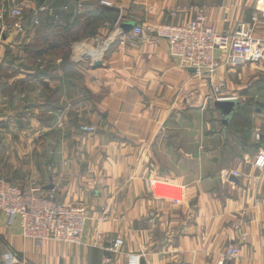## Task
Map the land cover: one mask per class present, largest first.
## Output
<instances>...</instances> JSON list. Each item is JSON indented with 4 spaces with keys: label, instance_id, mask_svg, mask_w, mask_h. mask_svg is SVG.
Wrapping results in <instances>:
<instances>
[{
    "label": "crops",
    "instance_id": "0c3cea01",
    "mask_svg": "<svg viewBox=\"0 0 264 264\" xmlns=\"http://www.w3.org/2000/svg\"><path fill=\"white\" fill-rule=\"evenodd\" d=\"M18 2L27 13L22 39H0L1 176L86 207L89 221L81 245L37 248L23 237L19 218L9 224L0 211V264H128L130 254L141 264H264V170L255 166L264 155V103L236 115L250 93L264 102V64L247 61L197 78L170 55L167 41L131 38L136 27L186 24L198 10L219 34L245 25L264 42V0ZM44 5L49 10L40 14ZM90 11L108 19L85 23ZM30 14L68 28L52 39H71L70 67L61 56L44 57L48 69L25 65L26 46L42 42ZM77 19L80 36L72 32ZM90 50L99 61L85 55ZM221 81L226 87L217 95ZM16 97L27 102L18 116ZM220 99L237 102L231 117ZM13 125L22 134L13 131L12 141L34 129L35 147L8 151L1 135ZM116 239L122 251L110 253ZM231 246L240 256L225 261Z\"/></svg>",
    "mask_w": 264,
    "mask_h": 264
},
{
    "label": "built area",
    "instance_id": "2783aa9c",
    "mask_svg": "<svg viewBox=\"0 0 264 264\" xmlns=\"http://www.w3.org/2000/svg\"><path fill=\"white\" fill-rule=\"evenodd\" d=\"M48 10L49 7L44 5L38 12L42 14ZM195 12V16L186 24L136 27L131 38L145 37L156 43L167 41L170 55L179 62L181 68L193 71L197 78L214 77L222 68H235L247 61L264 64V42L258 40L251 29L240 25L232 35L219 34L208 23L204 12ZM26 16V9L18 0H0L1 36L23 34V19ZM34 22L39 24L38 19ZM95 54L100 57L97 50ZM91 59L97 60L94 57ZM225 87L223 81L219 82L215 87L217 95H222ZM93 129L84 128L85 131ZM257 137L260 139V133ZM255 166L264 170L263 154L259 155ZM232 174L239 176L238 172ZM0 211L8 217L9 224L19 218L23 237L33 241L37 248L50 242L81 245L89 220L86 207L66 205L53 194L44 195L39 189L26 191L5 178H0ZM123 246L124 241L116 239L108 251L119 253ZM239 256L240 249L231 246L222 253L221 258L227 261ZM104 264H112V259L105 258ZM128 264H141L140 256L128 255Z\"/></svg>",
    "mask_w": 264,
    "mask_h": 264
},
{
    "label": "trees",
    "instance_id": "16d2710c",
    "mask_svg": "<svg viewBox=\"0 0 264 264\" xmlns=\"http://www.w3.org/2000/svg\"><path fill=\"white\" fill-rule=\"evenodd\" d=\"M104 13L100 12H94V11H90L88 13H86L85 15V23H87L86 21H90L91 19H95L96 17H100L101 15L105 14L104 19L107 20L108 17H106L107 13L105 11H103ZM29 17L31 18V25L34 26L35 28V32H36V38L35 39H40V41H42L40 44H31L29 43L25 50H26V54L28 57V60L32 59V62H34V64H37L39 66L41 65H45L46 64V68L50 66V63L48 61H46L44 59V57L46 56H52L53 53L57 52V51H63L69 44H70V40L71 39H52V37H63L64 35L62 34V32L64 30H66L65 28H67L64 25H61L60 23H48V21H43L41 24H35L34 20L32 17V14L29 15ZM78 21L73 25V30L72 32H74V35H79L81 33V24L83 22H81L79 19H77ZM39 21V19H38ZM40 22V21H39ZM39 28L40 25H43ZM84 23V24H85ZM39 28V29H38ZM68 29V28H67ZM92 31L94 33V29H89L88 31ZM70 32V31H69ZM49 40H54L49 42ZM65 40V41H64ZM75 40V39H73ZM63 62H62V67H70L71 63L69 62V54H64L63 56ZM48 69V68H47ZM45 71V70H44ZM253 104L249 103L248 104H244L243 107H241L240 110H238V113L236 115L239 116H245V115H250L253 111V108L250 106ZM252 108V109H251ZM244 114V115H243Z\"/></svg>",
    "mask_w": 264,
    "mask_h": 264
},
{
    "label": "rangeland",
    "instance_id": "374dc122",
    "mask_svg": "<svg viewBox=\"0 0 264 264\" xmlns=\"http://www.w3.org/2000/svg\"><path fill=\"white\" fill-rule=\"evenodd\" d=\"M23 27L25 28V23L23 22ZM81 34V33H80ZM80 34H79V36H80ZM22 33L21 34H18V35H16V36H14L13 38H15V39H22ZM10 37H12V36H10ZM0 39H2V36H1V34H0ZM77 43V42H76ZM75 43V44H76ZM78 44V43H77ZM70 48H71V44H69L63 51H57L56 53L54 52L53 53V55L51 56V58H48L50 61L51 60H56L58 57H62L63 58V56H64V54H70V53H72V51L70 50ZM0 51H1V48H0ZM94 52V50H91L90 51V53H93ZM88 53H89V51H88ZM88 55V54H87ZM48 60V61H49ZM47 61V60H46ZM25 65L27 66V67H29V68H32L33 66H35L34 65V62H32V59L31 60H29V62L27 61V63H25ZM44 66H46V65H44ZM44 66H42V67H44ZM264 68V67H263ZM258 73H260V74H262L261 75V79H263L264 78V69L263 70H259L258 71ZM260 79V78H259ZM263 87H264V84L262 85ZM21 90H23V91H25V89H21ZM29 91H31V89L29 90ZM257 91V90H256ZM25 93H26V91H25ZM258 93V92H257ZM257 93H250L248 96V98H250V103H252L253 104V106L252 105H250L252 108H253V110H257V109H263V104L262 105H260L261 103H264V102H262L261 101V99H260V95L259 94H257ZM261 93H264V90H261ZM252 97H254V100H255V98L256 99H258V102L255 100H253V99H251ZM262 97H264V96H262ZM34 98H42V97H33V96H31L30 97V100L29 101H32ZM15 100V102L18 100L19 101V106L16 108V109H14V111L15 112H20V110H21V113H17V116L18 115H20V114H22L24 111H26L25 109V107H26V105H27V102L25 103V102H22L21 101V98H15L14 99ZM249 101H247V103L246 104H248L249 103ZM258 103V104H256V103ZM251 108V109H252ZM4 109V108H3ZM0 110H1V108H0ZM30 119H31V117H30ZM88 127H91V128H94L92 131H85L84 130V128H88ZM236 128H237V125L235 126ZM81 131H83V132H86V133H90V134H92V133H95V131H96V129H95V127H93V126H88V125H83V126H81ZM15 132L16 131V133H19L20 135L22 134V132H20V131H17V128H16V125H13L12 127H11V130H9V131H4L3 133H2V138H3V141L5 142V144H6V146H7V149H8V151H13V150H15L16 151V149L19 147V148H21V149H24V151L28 148V147H30V148H32V147H35V142H38V140H36V138H34V134H35V130L33 129H26V131L25 132H27L28 134H27V136H26V138L24 137V138H22V140L21 141H19V140H15V141H12V138H11V135H12V132ZM15 133V134H16ZM23 136H24V134H23ZM24 139V140H23ZM41 140V139H40ZM39 140V141H40ZM53 140H55L54 138H52V140H51V142H53ZM42 141V140H41ZM1 151V153L4 151V148L3 149H1L0 150ZM1 174H2V172H1V162H0V178H5V179H7V180H9L8 178H6V177H4V176H1ZM10 181V180H9ZM10 182H12L13 183V181H10ZM15 184V183H14ZM15 185H17V184H15ZM18 186V185H17ZM42 194H44V195H46V194H53L55 197H56V199L58 200V201H60L58 198H57V196L53 193V192H50V193H46V192H44V191H42ZM60 202H62V201H60ZM63 203V202H62ZM65 204V203H64ZM89 221V220H88ZM88 224V223H87Z\"/></svg>",
    "mask_w": 264,
    "mask_h": 264
},
{
    "label": "water",
    "instance_id": "95a60500",
    "mask_svg": "<svg viewBox=\"0 0 264 264\" xmlns=\"http://www.w3.org/2000/svg\"><path fill=\"white\" fill-rule=\"evenodd\" d=\"M102 65L101 62H96L95 66L100 67ZM237 102L236 101H221L218 105L222 113L226 117H231L233 114L234 109L237 107Z\"/></svg>",
    "mask_w": 264,
    "mask_h": 264
},
{
    "label": "bare ground",
    "instance_id": "6f19581e",
    "mask_svg": "<svg viewBox=\"0 0 264 264\" xmlns=\"http://www.w3.org/2000/svg\"><path fill=\"white\" fill-rule=\"evenodd\" d=\"M90 51H91V50H90ZM90 51H89V53H90ZM89 56H90V57L93 56V57H94L95 59H97L98 61L100 60V57H97V56H96V54H95V50H94L93 53H90Z\"/></svg>",
    "mask_w": 264,
    "mask_h": 264
}]
</instances>
